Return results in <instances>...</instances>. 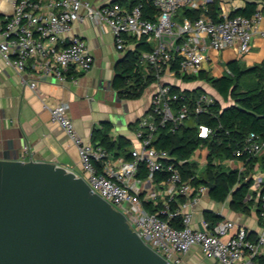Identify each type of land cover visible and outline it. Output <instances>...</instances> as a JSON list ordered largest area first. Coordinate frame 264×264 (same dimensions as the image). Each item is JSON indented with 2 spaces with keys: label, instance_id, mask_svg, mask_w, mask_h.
<instances>
[{
  "label": "built area",
  "instance_id": "2783aa9c",
  "mask_svg": "<svg viewBox=\"0 0 264 264\" xmlns=\"http://www.w3.org/2000/svg\"><path fill=\"white\" fill-rule=\"evenodd\" d=\"M150 1L157 10L152 17L144 16L141 1L126 6L119 1L94 4L91 0H0L8 4L0 5V53L19 71L32 61L37 74L75 80L92 67L93 54L86 39L72 32L74 22L87 18L107 25L118 50L125 48L129 38L143 39L148 48L140 51L137 63L142 77L152 75L154 81H168L159 82L151 92L149 105L137 119L134 142L131 140L127 146L129 157L124 153L115 155L103 144L85 140L74 125L67 101L50 106L51 117L76 145L83 169L80 175L95 192L121 210L131 228L168 262L181 264L182 255L198 244L222 264H255V257L264 253V172L258 162L250 172L249 186L259 190L262 230L255 236L230 218L210 222L202 217L194 226V207L209 186L193 180L208 161L218 166L240 159L242 164L236 169L244 170L243 156L258 155L264 150V140L251 130L233 149L232 156L211 159L207 146L199 144L186 159L195 164V171L184 177L179 166L184 160H176L169 150L157 148L154 139L160 127L174 132L214 101L206 90L194 98L187 97L184 87L172 81L179 78L177 74H197L202 62L210 57V50L236 43L240 51L248 50L252 36L264 34V28L259 27L262 14L221 10L217 19L206 12L179 18L180 9L199 8L212 0ZM222 70L231 73L228 66ZM172 84L180 89H173ZM30 85L34 86L35 81ZM196 126L199 137L207 138L213 133L207 124ZM142 162L146 165L143 176L138 175ZM145 200L159 205L155 211H147ZM174 217L179 218L180 225L172 223Z\"/></svg>",
  "mask_w": 264,
  "mask_h": 264
},
{
  "label": "crops",
  "instance_id": "0c3cea01",
  "mask_svg": "<svg viewBox=\"0 0 264 264\" xmlns=\"http://www.w3.org/2000/svg\"><path fill=\"white\" fill-rule=\"evenodd\" d=\"M91 1L94 4L119 1L126 6L132 3L131 0ZM0 5L8 6L6 2H1ZM194 9L198 13L206 12L210 17L212 11L217 17L221 10L230 12L241 10L248 15L259 11L262 14L259 27L264 28V0H212L205 6L202 4ZM178 15H182V9ZM72 32L86 39L93 54L92 67L79 74L75 80L69 78L58 80L37 74L32 61L24 70L19 71L7 63L0 53L1 157L52 161L74 170L77 174H82L83 169L76 145L51 117L49 107L61 100L68 102L69 114L77 131L85 140H90L94 144L100 143L98 137L92 139V133L94 129L103 133L107 126L106 130L111 139L124 137L134 142L133 129L136 121L149 105L151 92L159 82L165 80L150 82L148 91L144 92L143 89L138 96L123 95L113 85L115 65L128 49L144 50L141 45L138 46V40L129 38L125 48L118 50L114 46L110 28L104 24H95L87 18L74 22ZM209 56L202 62L201 71L213 76H221L225 72L222 68L228 66L230 62L241 68L264 62V34L255 33L246 51H240L236 43L219 50H210ZM32 80L35 81L34 86L30 85ZM172 81L181 87L201 85L220 100L217 92L203 80L183 82L180 78H174ZM241 164L240 159H234L223 167L237 168ZM245 169L246 164L242 171ZM260 170L264 172V168L260 167ZM258 191L249 187L243 208H234L229 196L221 201L215 200L207 191L201 195L194 207L192 224L198 226L201 218L204 217V212L208 211L222 218L235 220L246 226L251 235H257L262 230L258 216ZM181 264L222 263L206 254L200 245L193 244L182 255Z\"/></svg>",
  "mask_w": 264,
  "mask_h": 264
},
{
  "label": "water",
  "instance_id": "95a60500",
  "mask_svg": "<svg viewBox=\"0 0 264 264\" xmlns=\"http://www.w3.org/2000/svg\"><path fill=\"white\" fill-rule=\"evenodd\" d=\"M0 264L171 263L83 175L0 156Z\"/></svg>",
  "mask_w": 264,
  "mask_h": 264
},
{
  "label": "trees",
  "instance_id": "16d2710c",
  "mask_svg": "<svg viewBox=\"0 0 264 264\" xmlns=\"http://www.w3.org/2000/svg\"><path fill=\"white\" fill-rule=\"evenodd\" d=\"M138 1L143 3L144 16L152 17L157 11L150 0H131V4ZM181 10V9H180ZM232 13H245L241 10H233ZM199 13L194 8H182V16L195 17ZM212 18L217 19L215 12H211ZM138 46L144 49L148 44L143 40H138ZM140 50L130 48L116 65V73L113 79V85L125 96L135 97L141 94L144 87L154 81V76L142 77V72L137 67ZM231 73H223L221 76H213L207 72L199 71L197 74H177L183 82L203 80L212 90L217 92L220 100L214 96V101L206 111L196 114L187 119V125H181L171 132L167 127H160L154 139L157 148H163L170 151L176 160L183 159L179 164L184 177L194 172L196 166L189 163L186 159L191 151L199 144L206 145L209 152L208 158L213 156H232L233 149L240 145L249 131H255L259 137L264 140V62L254 64L247 68H241L228 64ZM243 75L246 79L240 82ZM173 89L179 90L180 86L172 84ZM187 97L194 98L200 92L205 91L201 85L183 88ZM225 103V104H223ZM204 123L213 128V133L207 138L197 136V124ZM103 133L94 129L92 139L97 137L99 144H103L107 149L112 150L115 155L124 153L129 157L127 146L130 141L127 138L119 137L116 140L111 139L107 133V126ZM246 164L245 171H238L236 168H225L223 165H214L210 161L199 171L193 182H210L212 187L209 195L215 200H224L230 197V203L234 208L244 207V198L252 182L251 176H248L257 161L261 168H264V150L258 155L243 156ZM146 172L144 162L140 163L138 175L143 176ZM147 211L153 212L159 204L151 200L143 202ZM204 217L210 222L220 218V215L205 211ZM172 223L180 225L179 218L174 217ZM250 236L251 233L249 232ZM255 236V235H254ZM255 264H264V255L255 257Z\"/></svg>",
  "mask_w": 264,
  "mask_h": 264
},
{
  "label": "rangeland",
  "instance_id": "374dc122",
  "mask_svg": "<svg viewBox=\"0 0 264 264\" xmlns=\"http://www.w3.org/2000/svg\"><path fill=\"white\" fill-rule=\"evenodd\" d=\"M246 75H243L242 77H241V79H240V82H242L243 80H245L246 79ZM149 87H150V85L148 86H146L145 88H144V92H147L148 91V89H149Z\"/></svg>",
  "mask_w": 264,
  "mask_h": 264
}]
</instances>
